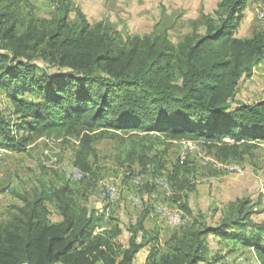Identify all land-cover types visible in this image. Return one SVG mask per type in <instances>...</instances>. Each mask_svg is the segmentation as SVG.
<instances>
[{
  "label": "trees",
  "instance_id": "1",
  "mask_svg": "<svg viewBox=\"0 0 264 264\" xmlns=\"http://www.w3.org/2000/svg\"><path fill=\"white\" fill-rule=\"evenodd\" d=\"M247 1L221 0L213 14L190 21V31L173 42L167 25L124 36L106 19L90 23L72 0H53L45 15L32 0H0V88L16 117L11 123L10 114L0 111V147L27 150L51 132L74 137L73 165L82 180L89 176V187L96 182L94 145L106 134L124 143L123 136L143 133L146 138L130 140L127 158L144 169L153 164L154 174L164 167L157 154H149L157 133L172 140L203 138L221 162L242 159L252 142L264 140V98L235 101L240 81L264 58V29L236 36ZM194 170L179 159L164 177L171 194L154 186L177 208L165 206L187 219L162 245L157 233L143 241L147 213L130 228L126 245L117 225L97 231L107 206L88 205L62 184L32 199L23 196L0 221V264H133L146 246L142 264H227L210 249L209 235L227 239V253L251 247L256 264H264V220L253 217L250 199L227 202L208 222L188 202ZM48 204L58 220L50 218Z\"/></svg>",
  "mask_w": 264,
  "mask_h": 264
},
{
  "label": "rangeland",
  "instance_id": "2",
  "mask_svg": "<svg viewBox=\"0 0 264 264\" xmlns=\"http://www.w3.org/2000/svg\"><path fill=\"white\" fill-rule=\"evenodd\" d=\"M32 1L43 15L53 7V0ZM73 15L71 14V18ZM173 16L177 21L174 22L168 34L173 42H177L184 33L190 31L191 27L187 22L178 21L177 12ZM169 23L170 20L165 22V24ZM118 28L124 36L138 33V31L145 32L149 29L130 28L121 23ZM153 29L152 27L148 32H152ZM28 96L30 97V95L26 97L28 98ZM263 98L264 59L254 72V76L240 81L235 101L253 103ZM0 111L7 116L10 114L11 123H13L16 117L11 114V102L6 91L1 88ZM143 135V133L137 134L133 138L123 136L127 139L121 143L119 139L121 136L106 134L96 141L95 152L90 159L96 172L94 187H89L86 184L90 179L89 176L83 180L67 178V172L74 166V152L77 148V140L74 137L58 136L56 132H51L37 138L27 150L10 151L0 148L1 151L3 150L0 154V221L7 219L15 211V207L22 204L23 196L32 199L43 189L69 184L82 202L88 205L95 202L96 208L99 210L103 205L107 206L108 210H105L107 216L103 223L117 224L120 227L122 232L119 235V240L124 245L127 244L130 237V228L144 213H147L143 223L147 234L143 236V241L148 240L152 233H157L162 245L171 231L159 210L173 211L167 206L177 207L155 189L157 186L153 184V178L166 177L171 165L179 159H185L192 163L195 169L192 175V188L186 191L189 205L194 214L199 211L208 216V222L215 221L220 216V210L228 201L247 197L251 201L250 206L255 211L253 217L256 220H264L263 139L256 143L252 142L250 152L245 154L242 159L221 162L215 156V149L210 147L203 138L172 140L164 137L161 133L153 134L150 137L152 148L149 154H157L159 161L164 165L162 171L154 174L155 166L153 164L144 169L136 160L127 158L126 151L130 148V140H140L138 137ZM143 138L146 137L143 136ZM225 140L232 142V139L229 138ZM148 142L146 140L144 143L151 144ZM135 179L140 180L139 184L134 183ZM145 185H148V188ZM108 189L112 191V202H110ZM135 199H138L139 202H136ZM48 207L50 218L53 221L58 220L60 216L55 208L50 204ZM148 249L149 246L142 248L137 253L133 264H140L147 255ZM251 251L250 249L241 253L244 257L241 262L236 260L237 253L224 258V261L227 264H255L254 254Z\"/></svg>",
  "mask_w": 264,
  "mask_h": 264
},
{
  "label": "crops",
  "instance_id": "3",
  "mask_svg": "<svg viewBox=\"0 0 264 264\" xmlns=\"http://www.w3.org/2000/svg\"><path fill=\"white\" fill-rule=\"evenodd\" d=\"M220 1L221 0H72V3L80 8L90 23L106 19L117 30H119L118 25H120V23L125 24L130 28H149L145 32L138 31V33H133L144 35L151 33L148 31L158 24L169 26V32L174 22L177 21L173 16L176 12L179 17L178 21L182 20L187 23L199 19L201 14H213ZM260 10H264V0L247 1L243 9L242 20L236 30V36L246 38L252 36L257 31L264 29V19H261L258 16ZM167 20H170L169 24H165ZM263 59L264 58H262V60ZM261 61L253 68L250 77L254 76V72L261 65ZM103 220L97 227V231H100L105 227H113L114 225H117L103 223ZM170 231L172 230L170 229ZM208 242L210 249L221 252L224 255V258L231 256L232 253H227L229 248L227 239L209 235ZM236 248L239 249L236 259L237 262H241L244 259L243 255H241L243 251L252 250L251 247L249 249L247 246H239V248ZM251 253L254 254L253 251H251ZM144 260L140 264H142ZM254 262L256 264L255 256Z\"/></svg>",
  "mask_w": 264,
  "mask_h": 264
},
{
  "label": "bare ground",
  "instance_id": "4",
  "mask_svg": "<svg viewBox=\"0 0 264 264\" xmlns=\"http://www.w3.org/2000/svg\"><path fill=\"white\" fill-rule=\"evenodd\" d=\"M259 18L264 19V10L259 15ZM0 148H2V147H0ZM2 149H4V148H2ZM231 168L234 169L235 167H231ZM82 177H83L82 171L79 168L75 167V166L71 167L70 171L67 172V178L70 179V180H79V179H82ZM154 178H153V184L156 185V186H159L160 188H162L161 185H165L166 190H167V193H165V194L169 196L171 194V190H170V185H169L168 181L166 180V178L161 177V176L157 177L155 179ZM139 181L140 180L135 179L134 183L135 184H139ZM262 188H264V187H262ZM135 201L139 202L138 199H135ZM164 210L170 212V216L174 217L176 219V223H186L187 219L181 213H179L177 211H174V210L173 211H169L167 209H164ZM164 210L163 209L159 210V212H160L161 216L164 217L166 219V221H167V215L164 212Z\"/></svg>",
  "mask_w": 264,
  "mask_h": 264
},
{
  "label": "built area",
  "instance_id": "5",
  "mask_svg": "<svg viewBox=\"0 0 264 264\" xmlns=\"http://www.w3.org/2000/svg\"><path fill=\"white\" fill-rule=\"evenodd\" d=\"M263 10H260L258 12V16L261 14ZM2 151H0V154H1ZM162 186V193H167V190H166V187L165 185H161ZM262 190H264V188H262ZM108 191L110 192V202H112V191L110 189H108ZM164 210V209H163ZM164 212L166 213L167 215V222L165 223L167 225V227L171 230H174V229H178L180 227H183L185 226L186 223H176V219L174 217H171L170 216V212L168 211H165Z\"/></svg>",
  "mask_w": 264,
  "mask_h": 264
}]
</instances>
